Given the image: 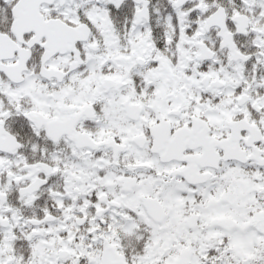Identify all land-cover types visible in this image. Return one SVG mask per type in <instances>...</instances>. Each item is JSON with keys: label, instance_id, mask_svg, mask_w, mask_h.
Wrapping results in <instances>:
<instances>
[{"label": "snow or ice", "instance_id": "6c2138e0", "mask_svg": "<svg viewBox=\"0 0 264 264\" xmlns=\"http://www.w3.org/2000/svg\"><path fill=\"white\" fill-rule=\"evenodd\" d=\"M0 264H264V0H0Z\"/></svg>", "mask_w": 264, "mask_h": 264}]
</instances>
